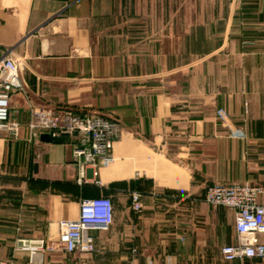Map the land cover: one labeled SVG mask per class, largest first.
<instances>
[{"label": "crops", "instance_id": "crops-1", "mask_svg": "<svg viewBox=\"0 0 264 264\" xmlns=\"http://www.w3.org/2000/svg\"><path fill=\"white\" fill-rule=\"evenodd\" d=\"M115 10L122 15L93 0H0V48L24 84L10 99L19 135L0 131V259L27 264L13 250L18 238H54L82 200L109 196L114 221L94 232L95 251L52 252L45 264H264L223 260L235 213L203 199L214 183L264 186V0L195 9L189 24H172L167 8L162 22H108ZM37 106L119 119L115 161L79 183L68 140L30 136ZM221 107L246 138L229 136Z\"/></svg>", "mask_w": 264, "mask_h": 264}, {"label": "built area", "instance_id": "built-area-1", "mask_svg": "<svg viewBox=\"0 0 264 264\" xmlns=\"http://www.w3.org/2000/svg\"><path fill=\"white\" fill-rule=\"evenodd\" d=\"M18 60L0 48V131L18 136L20 123L12 118L10 99L14 92L23 91ZM217 116L228 129L229 136L246 138L244 127L236 124L225 108L217 109ZM27 129L31 137L49 132L51 138H66L73 148L74 163L78 168V181L83 183L88 168L97 176L100 167L115 161L114 143L123 132L119 119L100 113L63 111L53 107L37 106L31 110ZM264 186L250 183H214L207 186L204 201L214 206L231 208L235 213L237 239L221 247L226 262H244L247 259L264 260V202L259 196ZM142 194L132 192L136 211L142 209ZM114 221V204L109 196L82 200L76 219L59 221L54 238H18L13 246L16 253L27 257V264H45L52 252L73 254L92 253L96 249L94 232L108 230ZM0 264H19L15 258H1ZM126 264H136L131 259Z\"/></svg>", "mask_w": 264, "mask_h": 264}, {"label": "rangeland", "instance_id": "rangeland-1", "mask_svg": "<svg viewBox=\"0 0 264 264\" xmlns=\"http://www.w3.org/2000/svg\"><path fill=\"white\" fill-rule=\"evenodd\" d=\"M96 6H104L115 9H122V15L113 11L111 16H108V22H114L121 19V16L125 19H130L131 17H138L141 19H146L147 17L155 19L156 22H162V9L167 8L169 15L167 16L172 24H177L179 22H186L187 24L192 22L195 17V9L208 10L207 14L210 13V9L225 7L229 0H93ZM147 8L155 9L154 15H146L144 12ZM133 10V11H131ZM137 10V11H136ZM182 15H179V11ZM126 12V13H125ZM133 14H132V13ZM137 12H139L137 14ZM199 16V15H198ZM205 15H203L204 17ZM208 15L207 17H209ZM181 17V21H180ZM200 17V16H199ZM200 44L204 42H199ZM45 135H50L49 132L45 131Z\"/></svg>", "mask_w": 264, "mask_h": 264}, {"label": "trees", "instance_id": "trees-1", "mask_svg": "<svg viewBox=\"0 0 264 264\" xmlns=\"http://www.w3.org/2000/svg\"><path fill=\"white\" fill-rule=\"evenodd\" d=\"M105 116L112 117V116H109V115H105ZM113 118H115V117H113ZM54 140H56V141H66V138H58V139H54Z\"/></svg>", "mask_w": 264, "mask_h": 264}]
</instances>
